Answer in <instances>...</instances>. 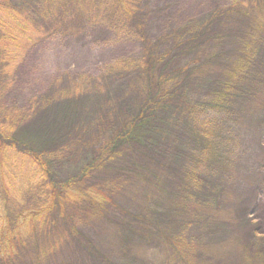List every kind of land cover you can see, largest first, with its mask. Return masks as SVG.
I'll return each mask as SVG.
<instances>
[{"label": "rangeland", "instance_id": "374dc122", "mask_svg": "<svg viewBox=\"0 0 264 264\" xmlns=\"http://www.w3.org/2000/svg\"><path fill=\"white\" fill-rule=\"evenodd\" d=\"M60 1L67 33L37 32L15 62L0 41V138L42 152L71 192L10 199L0 264H264V0H130L131 17ZM41 204L45 218L16 217Z\"/></svg>", "mask_w": 264, "mask_h": 264}, {"label": "trees", "instance_id": "16d2710c", "mask_svg": "<svg viewBox=\"0 0 264 264\" xmlns=\"http://www.w3.org/2000/svg\"><path fill=\"white\" fill-rule=\"evenodd\" d=\"M79 1L84 2V0ZM95 1L98 3H103L105 5L108 1H111L109 9L114 7H117L118 9L121 8V10L124 12V14H126L127 17L134 16V6L131 5L130 0ZM60 4H62L60 0H42L38 7H40L42 11L44 10L43 14L40 10H38L39 12H36L37 9L35 8V6L32 7L23 3L20 4V6H15L17 4L13 5L11 1L0 0V29L3 33L0 41L2 40L3 49L6 50L5 53L7 55H10L12 62L20 60L22 58V55L24 54V51L35 44V37L37 32L46 31L45 34H51L56 31H61L62 33H67V29H70V24L68 22L72 21L71 17L73 16V14H67L64 17H61L59 14H57V7ZM95 7L97 6L94 5L93 8ZM107 7L108 6H106V8ZM24 8L26 9V11L21 10ZM79 8L82 9L81 6ZM135 11H137V9H135ZM47 14L50 17L53 16L54 18V20L51 22V24L54 25L49 30L43 29L44 26L42 25L41 27H37L35 24L33 25L34 20L29 16L33 15L34 17L35 15V18H37V16L39 15L38 17L40 20L42 16L43 20H45ZM3 17L6 18V21L3 19ZM89 19L92 24L96 22V19L91 17L90 15ZM7 50L9 53H7ZM6 67L7 64L6 66H4V68H2L0 77H2L4 83L9 85V80L12 79V77L5 71L7 69ZM148 77H150V71ZM147 85L149 86V88H156V98H163V96L167 94V91H164L166 84L164 85L163 82L161 84L158 80L150 79V81L147 82ZM163 103H165V100L163 101ZM145 107H147V105ZM146 112L147 111L145 109H141V111L139 112V116L135 120L136 122H133V125L128 130L126 129L127 131L124 130V132L121 134L122 136H119V138L129 139L130 136H133V127L135 137L137 135V126H141V124L139 123L144 122V116H146ZM10 129L11 128L8 125L7 127H4V130L6 131ZM18 146H20L18 141H16V139L12 138L11 136H6L5 140L0 138V191H2V194H5L7 196L6 200H2V206L0 207L1 255L9 254V252L10 254H12L13 248L11 240L13 239V237L18 235L16 229L13 230L12 227H10L9 229H4L6 226L3 216L6 211H8L7 203L8 205L10 204V199L13 201V203L20 204L24 202V196L30 190L31 192L36 193L38 198L39 191L42 194V191H44L43 189L49 188L51 191V200L54 201L61 198H67V196L69 195L68 192H71L69 183L54 184L50 182V169L46 157L42 152L29 149L26 152L22 151V153L21 151H18ZM81 197L83 196L81 195ZM105 200L106 197L103 195L98 201L102 202ZM94 201L97 202V200ZM50 209L51 208L49 206L47 207L41 204L39 208H35V210H24V212H22L21 214H17L16 217H23L25 220L30 221L35 220L34 218L36 216H39L40 219H43L47 216V213ZM6 236L7 239H3V237Z\"/></svg>", "mask_w": 264, "mask_h": 264}]
</instances>
